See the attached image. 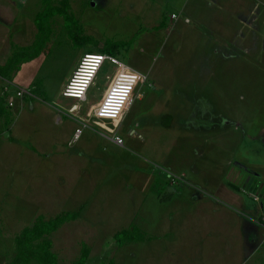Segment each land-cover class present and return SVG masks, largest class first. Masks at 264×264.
<instances>
[{
  "label": "rangeland",
  "instance_id": "rangeland-1",
  "mask_svg": "<svg viewBox=\"0 0 264 264\" xmlns=\"http://www.w3.org/2000/svg\"><path fill=\"white\" fill-rule=\"evenodd\" d=\"M68 1L41 55L0 75V264L36 217L74 210L49 236L59 264L82 245L84 264H253L239 227L264 214V0ZM42 2L0 0V64L32 47ZM116 41L124 68L105 63L81 105L61 96Z\"/></svg>",
  "mask_w": 264,
  "mask_h": 264
},
{
  "label": "trees",
  "instance_id": "trees-1",
  "mask_svg": "<svg viewBox=\"0 0 264 264\" xmlns=\"http://www.w3.org/2000/svg\"><path fill=\"white\" fill-rule=\"evenodd\" d=\"M43 10L40 14H38L36 28V41L33 43L32 47L36 49V53L33 55H29L27 52L30 51L31 48L23 47V51H15L13 55L10 56L4 64H0V75L8 78L9 73L16 68H19V65L23 60H29L32 58H37L40 56L43 46L39 44L40 41L44 40V20H50L54 18V16H60L65 19L67 22L70 18L68 16L67 10L69 9V1L62 0L59 2L58 6L51 5V0H43L42 2ZM70 37L74 38V41L77 42L76 36L71 33ZM88 40V39H87ZM133 42V39H132ZM98 50V54L104 53L108 54L112 57H117L119 50L127 48L129 46L128 42L116 41V42H105L102 45L95 44ZM28 50V51H27ZM47 54V53H45ZM88 54V53H87ZM93 54V53H89ZM42 81L36 82L32 90H35L37 93H42L41 90ZM31 90V89H30ZM8 93H4L0 95V114L4 115L6 119L9 118V112L7 111V102ZM44 95V100H46ZM79 211H65L53 218L46 219L43 216L39 215L32 222L31 226H25L16 236H15V246H16V254L14 257L8 261L6 264H30L32 261L37 264H59L57 255L54 252H51L52 241L49 238L50 234L56 231L63 223L66 221H71L77 219L79 217ZM134 228V227H133ZM134 231V232H133ZM137 229L128 230L123 229L115 235L117 241L123 244L125 242H133L140 241V237H136L134 233ZM121 234V235H120ZM80 254L78 259L73 261L70 264H84L89 255V251L86 245H82L79 250Z\"/></svg>",
  "mask_w": 264,
  "mask_h": 264
},
{
  "label": "built area",
  "instance_id": "built-area-1",
  "mask_svg": "<svg viewBox=\"0 0 264 264\" xmlns=\"http://www.w3.org/2000/svg\"><path fill=\"white\" fill-rule=\"evenodd\" d=\"M176 16H172V19H176ZM105 63H108L116 68H124V66L115 58L108 54H84L79 65L72 71L68 82L63 86L61 90V96L66 98H74V100L81 105L87 99V92L90 86L95 83L98 73L101 72ZM26 87L17 85L16 96L21 100L25 93H27ZM10 106L15 105V101L12 99L8 102ZM79 105H73L70 109L71 112H78ZM115 144L122 145L123 140L119 136L112 137L111 139ZM261 221L264 225V215L261 217Z\"/></svg>",
  "mask_w": 264,
  "mask_h": 264
},
{
  "label": "crops",
  "instance_id": "crops-1",
  "mask_svg": "<svg viewBox=\"0 0 264 264\" xmlns=\"http://www.w3.org/2000/svg\"><path fill=\"white\" fill-rule=\"evenodd\" d=\"M130 133H132V132H130ZM234 177L237 179L238 173H235ZM234 194L236 195V199L233 198L232 202L239 205L238 197H237L238 194L237 193H234ZM251 198L255 199V197L253 198L252 195H251ZM227 205H232V204L227 203ZM263 215L264 214L260 215L257 218H254V219H252V217L248 218V220L246 222H243L242 225L239 222V224L241 226V227H239V231L244 232L245 230H248L247 235H246V239L244 240V241H246L245 242L246 245L249 246V249H250L251 253H253V256H255L256 254H259L257 259L254 261L253 264H264V260H263V258H264V225L261 221V217ZM32 262L37 264L34 261H32Z\"/></svg>",
  "mask_w": 264,
  "mask_h": 264
}]
</instances>
